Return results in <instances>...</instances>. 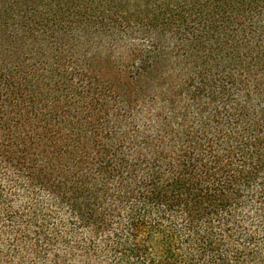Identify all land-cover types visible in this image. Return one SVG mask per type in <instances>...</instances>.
Masks as SVG:
<instances>
[{
  "label": "trees",
  "instance_id": "16d2710c",
  "mask_svg": "<svg viewBox=\"0 0 264 264\" xmlns=\"http://www.w3.org/2000/svg\"><path fill=\"white\" fill-rule=\"evenodd\" d=\"M0 264H264V0H0Z\"/></svg>",
  "mask_w": 264,
  "mask_h": 264
},
{
  "label": "rangeland",
  "instance_id": "374dc122",
  "mask_svg": "<svg viewBox=\"0 0 264 264\" xmlns=\"http://www.w3.org/2000/svg\"><path fill=\"white\" fill-rule=\"evenodd\" d=\"M9 1V0H8Z\"/></svg>",
  "mask_w": 264,
  "mask_h": 264
}]
</instances>
